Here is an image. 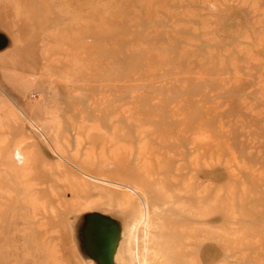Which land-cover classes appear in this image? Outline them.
<instances>
[{
  "label": "rangeland",
  "instance_id": "obj_1",
  "mask_svg": "<svg viewBox=\"0 0 264 264\" xmlns=\"http://www.w3.org/2000/svg\"><path fill=\"white\" fill-rule=\"evenodd\" d=\"M0 264H264V0H0Z\"/></svg>",
  "mask_w": 264,
  "mask_h": 264
},
{
  "label": "bare ground",
  "instance_id": "obj_2",
  "mask_svg": "<svg viewBox=\"0 0 264 264\" xmlns=\"http://www.w3.org/2000/svg\"><path fill=\"white\" fill-rule=\"evenodd\" d=\"M73 66V65H72ZM150 131V130H149ZM145 135V134H144ZM21 158V157H20ZM153 159V158H152ZM162 165V164H161ZM152 167V166H151ZM216 197H217V195H216ZM207 203V202H206ZM211 203V202H210Z\"/></svg>",
  "mask_w": 264,
  "mask_h": 264
}]
</instances>
